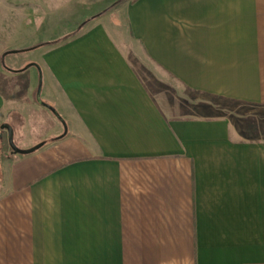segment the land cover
Returning a JSON list of instances; mask_svg holds the SVG:
<instances>
[{"label": "crops", "instance_id": "obj_1", "mask_svg": "<svg viewBox=\"0 0 264 264\" xmlns=\"http://www.w3.org/2000/svg\"><path fill=\"white\" fill-rule=\"evenodd\" d=\"M96 1L7 69L0 264H264V0Z\"/></svg>", "mask_w": 264, "mask_h": 264}, {"label": "rangeland", "instance_id": "obj_2", "mask_svg": "<svg viewBox=\"0 0 264 264\" xmlns=\"http://www.w3.org/2000/svg\"><path fill=\"white\" fill-rule=\"evenodd\" d=\"M112 1L113 0H97L96 2L97 6H101L103 3L104 5H108ZM34 2L33 0H26L25 2L24 10L26 26L24 29L22 28L23 32L20 33H8L1 31L3 29H9L8 23L13 24L15 21L12 20V17H10L9 22L8 17H2L0 11V89L5 87L7 89V87L10 86V94H12L13 91H19V93H16L18 96L16 95L15 98L13 97L15 100L18 99V97L21 100H29V98L32 97V99L34 98L33 101L36 102L40 82L38 83V88L35 94L32 93L29 96V94L26 92L27 88H25L24 84L19 81L18 77H15L13 74H9L7 69H10V63L20 66L24 60H27L26 65L21 67V70H26L32 65L33 60H35V53H37V51L40 49L62 44L79 35L82 27L78 28L76 31H71L68 33L67 29H69L68 24L73 23L75 20H79L77 10L79 6H85V0H77L75 2L73 0H37L35 3ZM2 5L4 6V9H8L9 6L10 10L17 8V3H10L9 1L0 0V8ZM84 9L85 8H83V10ZM50 25H53V27L51 28ZM122 35L123 37L121 39V43L123 47L129 53V55H131L134 61L136 59L137 63L141 64V57L137 56V50L133 48V45L129 41V33L127 28L122 30ZM13 98L11 97L12 100H14ZM15 118L17 117L12 116L11 120H15ZM37 118L38 117H33L31 119L33 124H30L29 132L26 133V137L28 139L26 140V143L33 142L37 136H40L49 127L48 124L42 123L41 120L38 121V123H41L37 125ZM5 137L7 138V141H10L7 135ZM16 143V139L13 138L14 146Z\"/></svg>", "mask_w": 264, "mask_h": 264}, {"label": "water", "instance_id": "obj_3", "mask_svg": "<svg viewBox=\"0 0 264 264\" xmlns=\"http://www.w3.org/2000/svg\"><path fill=\"white\" fill-rule=\"evenodd\" d=\"M41 87H42V80H40V86H39V88H38V94H37V102L39 103V104H41L42 106H45V104L42 102V100H41ZM3 129H7L8 131H9V139H10V144H11V147H12V149H13V151L14 152H16V153H22V154H27V153H30V152H25V151H20V150H18L15 146H14V144H13V131H12V129H11V127L10 126H8V125H5V126H3ZM34 150H32V152H33Z\"/></svg>", "mask_w": 264, "mask_h": 264}, {"label": "trees", "instance_id": "obj_4", "mask_svg": "<svg viewBox=\"0 0 264 264\" xmlns=\"http://www.w3.org/2000/svg\"><path fill=\"white\" fill-rule=\"evenodd\" d=\"M16 53H18V52H16ZM20 53V52H19Z\"/></svg>", "mask_w": 264, "mask_h": 264}]
</instances>
